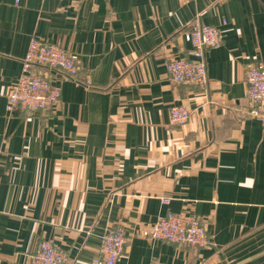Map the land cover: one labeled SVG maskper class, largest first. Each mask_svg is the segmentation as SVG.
Masks as SVG:
<instances>
[{
	"label": "crops",
	"instance_id": "crops-1",
	"mask_svg": "<svg viewBox=\"0 0 264 264\" xmlns=\"http://www.w3.org/2000/svg\"><path fill=\"white\" fill-rule=\"evenodd\" d=\"M196 20L224 37L204 89L166 68ZM36 37L78 56L77 79L52 74L50 109L10 111ZM261 60L264 0H0V264H30L43 239L92 264L109 226L128 236L117 264H264V122L246 81ZM181 103L190 120L172 124ZM169 211L200 218L209 245L143 234Z\"/></svg>",
	"mask_w": 264,
	"mask_h": 264
},
{
	"label": "built area",
	"instance_id": "built-area-1",
	"mask_svg": "<svg viewBox=\"0 0 264 264\" xmlns=\"http://www.w3.org/2000/svg\"><path fill=\"white\" fill-rule=\"evenodd\" d=\"M191 43L184 56L171 58L167 64L169 79L177 85L206 88L208 72L206 52L222 45V30L215 25L193 21L182 29ZM77 79L79 60L75 53L54 42L32 38L23 60L21 76L10 86L8 110L43 111L61 102V89L54 83L52 74ZM248 98L252 113L264 122V60L246 71ZM191 111L183 103L170 107L172 124L182 125L190 120ZM165 202H169L165 199ZM143 234L153 239L166 240L191 248L208 246L210 237L200 218L182 212L169 211L147 225ZM128 236L124 228L109 226L102 235L98 255L92 264H117L126 250ZM68 254L54 239L40 240L31 254L30 264H67ZM151 264H174L154 260Z\"/></svg>",
	"mask_w": 264,
	"mask_h": 264
}]
</instances>
